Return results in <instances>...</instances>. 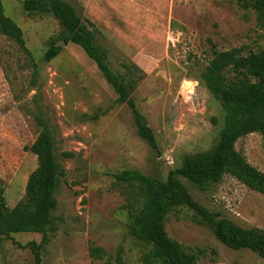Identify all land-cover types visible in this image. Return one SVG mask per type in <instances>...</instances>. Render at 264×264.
I'll use <instances>...</instances> for the list:
<instances>
[{"label": "rangeland", "instance_id": "rangeland-1", "mask_svg": "<svg viewBox=\"0 0 264 264\" xmlns=\"http://www.w3.org/2000/svg\"><path fill=\"white\" fill-rule=\"evenodd\" d=\"M23 1L0 0L30 52L0 33V180L6 204L12 209L25 196L37 168L27 148L42 122L64 172L55 194L54 231L40 251L42 264H113L117 255L126 264H142L148 247L130 235V187L115 175L135 170L166 181L187 158L216 144L222 109L201 75L216 53L235 49L247 56L264 49V22L241 0H64L95 32L111 70L138 80L131 98L152 131L151 148L96 64L78 46L60 41L65 31L59 21L25 14ZM91 6L105 25L94 23ZM52 40L63 47L46 62ZM133 66L138 70L128 75L126 67ZM235 148L264 173V136L243 137ZM180 181L208 211L264 231V195L229 175L206 191ZM165 230L185 251L199 255L197 264H264L249 250L221 244L186 208L167 216ZM41 240L33 233L0 237V264H34L30 249L22 246ZM92 248L102 250L101 258L91 256Z\"/></svg>", "mask_w": 264, "mask_h": 264}, {"label": "trees", "instance_id": "trees-1", "mask_svg": "<svg viewBox=\"0 0 264 264\" xmlns=\"http://www.w3.org/2000/svg\"><path fill=\"white\" fill-rule=\"evenodd\" d=\"M244 8H252L258 19L264 22V0H241ZM22 10L27 15H51L65 31L60 39L65 46L73 44L82 49L92 60L107 83L117 95V101L126 105L132 114L137 135L151 148L155 140L151 129L131 98L138 80L126 79L114 73L107 60V52L96 40L95 32L85 25L76 10L64 0H24ZM94 23L105 25L97 10L91 6ZM0 33L16 42L26 53L21 29L4 15L0 2ZM127 40L126 38H124ZM57 41L49 42L44 61L50 62L61 52ZM132 76L136 67H126ZM201 79L220 103L223 115L222 127L216 144L209 150L187 158L182 167L170 172L166 181L129 170L115 175V179L127 184L128 208L132 225L130 235L148 247L142 264H197L199 255L185 251L166 233L167 216L178 208L193 212L196 222L209 229L215 238L229 249L249 250L264 259V231L245 229L202 207L182 184L186 180L200 191L217 185L229 175L248 189L264 195V173L251 166L235 148L237 141L251 134L264 136V49L258 53L241 56L239 50L216 53L210 60ZM42 130L27 148L37 158V168L27 180L24 198L10 209L4 197L0 180V237L10 239L12 234H41L40 244L30 242L34 264H42L41 249L49 244V233L54 231L52 213L57 208L56 191L64 172L57 164L54 141L50 129L40 122ZM65 159L72 154L64 153ZM21 247V246H20ZM102 250L91 249L93 258H101ZM113 264H126L117 255Z\"/></svg>", "mask_w": 264, "mask_h": 264}, {"label": "water", "instance_id": "water-1", "mask_svg": "<svg viewBox=\"0 0 264 264\" xmlns=\"http://www.w3.org/2000/svg\"><path fill=\"white\" fill-rule=\"evenodd\" d=\"M62 47H63V45H62Z\"/></svg>", "mask_w": 264, "mask_h": 264}]
</instances>
